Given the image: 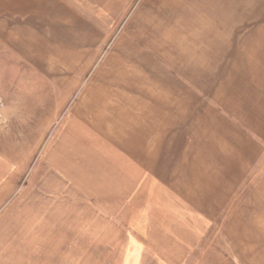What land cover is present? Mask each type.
Masks as SVG:
<instances>
[{
  "label": "crops",
  "instance_id": "0c3cea01",
  "mask_svg": "<svg viewBox=\"0 0 264 264\" xmlns=\"http://www.w3.org/2000/svg\"><path fill=\"white\" fill-rule=\"evenodd\" d=\"M69 2L78 12L131 15L122 33L109 37L110 51L96 47L100 63L56 132L58 142L47 143L39 163L46 166L33 167L32 184L44 172L46 195L61 203L70 198L81 220L94 212V229L103 231L107 221L115 230L110 235H117L119 220L125 221L136 239L132 251L148 245L167 253L175 245L173 251L192 252L185 210L210 224L240 220L239 264H264V0ZM61 15L66 23L77 16ZM78 51L83 59L85 52ZM146 77L157 83L145 84L151 81ZM152 90L173 92L178 99H152ZM90 93L94 101L86 98ZM200 93L206 95L202 101ZM90 107L99 110L88 117ZM156 188L164 192L156 194ZM236 190L240 206L231 214L227 208ZM145 201L161 206L165 226L151 223ZM120 204L127 206L129 221L119 219L125 218ZM138 208L142 218L134 215ZM247 227L257 233H247ZM74 229L71 234H86L83 227ZM247 236L261 243L260 252L249 249Z\"/></svg>",
  "mask_w": 264,
  "mask_h": 264
},
{
  "label": "rangeland",
  "instance_id": "374dc122",
  "mask_svg": "<svg viewBox=\"0 0 264 264\" xmlns=\"http://www.w3.org/2000/svg\"><path fill=\"white\" fill-rule=\"evenodd\" d=\"M73 5L69 0H0V183H3V187L0 186V264H206L207 259L213 260L214 264H239L240 220L216 219L210 224L200 217L194 218V214L184 209L185 220L190 225L188 233H192L184 237L193 239L192 252L173 251L175 245L167 253L150 251L148 245L145 251H132L134 238L125 221L119 220L117 235H110V231L115 230L108 229L107 221L103 231L94 229V212L90 219L81 220L71 211L70 198H62L66 202L61 203L46 195L42 185L46 182L44 172H38L40 174L32 184L33 167L41 171L42 165L46 166V161L39 163L46 158L47 143L58 142L56 132L78 102L81 85L91 81L95 66L100 63L101 56L98 58L95 54L99 50L96 47L110 51L109 37L121 34L131 15L78 12L72 10ZM61 14L72 15V20L68 23L60 20ZM79 47L85 52L83 59H79ZM146 78L152 81L145 83L147 85L157 83L151 77ZM152 93V99L174 102L178 99L170 91L152 90ZM91 95L86 98L93 100ZM205 97L200 93V101ZM80 107L76 109L77 114L78 110L82 113ZM52 110L57 113L48 125ZM98 110L90 107L85 114L90 117ZM105 110L109 112L108 108ZM111 115L113 113H109L108 123L115 120ZM19 145L22 150L17 149ZM36 146L38 148L33 152ZM15 158L17 165L11 161ZM162 190L164 192V189L156 188V194ZM167 194L171 193L167 191ZM74 199L77 202L78 199ZM48 200L53 205L48 204ZM231 200L227 210L237 214L240 206L238 190ZM145 206L152 224L166 225L159 204L150 207L145 201ZM119 210L120 217H125L119 219L129 221L127 206L120 204ZM142 214V210L135 209V216L142 218ZM168 218L173 220L171 216ZM260 225L264 227V224ZM75 226L83 227L86 234H71ZM252 229L247 227V233L256 232L255 227ZM99 231L101 235L94 233ZM253 237L255 240L260 238L258 235ZM246 239L251 244L249 249L257 252L258 248L260 252L261 243H254L248 236ZM166 241H170L168 237ZM254 251L250 254L255 255Z\"/></svg>",
  "mask_w": 264,
  "mask_h": 264
}]
</instances>
